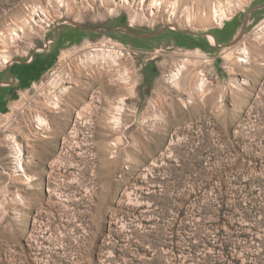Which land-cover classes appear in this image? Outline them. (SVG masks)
<instances>
[{
  "label": "rangeland",
  "instance_id": "rangeland-1",
  "mask_svg": "<svg viewBox=\"0 0 264 264\" xmlns=\"http://www.w3.org/2000/svg\"><path fill=\"white\" fill-rule=\"evenodd\" d=\"M263 23L264 0H0V70L41 67L0 113V264H264Z\"/></svg>",
  "mask_w": 264,
  "mask_h": 264
},
{
  "label": "flooded vegetation",
  "instance_id": "flooded-vegetation-1",
  "mask_svg": "<svg viewBox=\"0 0 264 264\" xmlns=\"http://www.w3.org/2000/svg\"><path fill=\"white\" fill-rule=\"evenodd\" d=\"M40 71L41 67L33 59L11 62L0 70V113L7 112L8 103L17 98L20 90L31 86Z\"/></svg>",
  "mask_w": 264,
  "mask_h": 264
},
{
  "label": "bare ground",
  "instance_id": "bare-ground-1",
  "mask_svg": "<svg viewBox=\"0 0 264 264\" xmlns=\"http://www.w3.org/2000/svg\"><path fill=\"white\" fill-rule=\"evenodd\" d=\"M125 1H127V2H129V0H124V2ZM62 3V2H61ZM105 4H106V2H105ZM216 14H217V16L220 18V21H221V23L223 24V21H224V19H225V15H224V13H222L221 11H216ZM261 27H264V23L261 25ZM209 40L211 41V43L213 44V45H215V44H217V41H216V38L215 37H213V36H211V35H209ZM103 48V47H102ZM232 50H233V48H232ZM232 50L230 49L228 52H229V54L227 55V56H229V57H231L232 56ZM92 52V51H91ZM93 52H95V54H97V56H100V55H102V57L103 56H108V57H110L112 60H114V62H117L116 61V58H117V55L119 54V52H117V51H115L114 49H108V48H103V49H94L93 50ZM100 52H102V53H100ZM244 52L245 53H248V50H247V48H245L244 49ZM197 55L199 54V52L198 53H196ZM228 57V58H229ZM100 59V58H99ZM187 59V61L189 62L190 61V58L188 57V58H186ZM200 59V58H199ZM240 61L241 62H245L246 60L245 59H240ZM105 62V61H104ZM193 64V63H192ZM180 70V69H179ZM181 72V71H180ZM178 75V74H177ZM203 80V79H202ZM176 81V80H175ZM174 82V81H173ZM206 85V83H205V80H203L202 81V85H201V88L202 89H204V86ZM55 106L56 107H58L59 106V103L57 102V103H55ZM38 122H39V124L41 125V126H45V125H49L48 124V121L43 117V116H41V115H39L38 116ZM16 144H18L17 142H16ZM18 148H19V152H18V158L16 159V161H17V169H18V172L20 173V174H23L24 175V177H26V179H27V181H29V182H31L32 181V178L33 177H30L29 175H27V172H26V168H25V166H24V163H23V160H22V156H23V149L20 147V145L18 144Z\"/></svg>",
  "mask_w": 264,
  "mask_h": 264
}]
</instances>
